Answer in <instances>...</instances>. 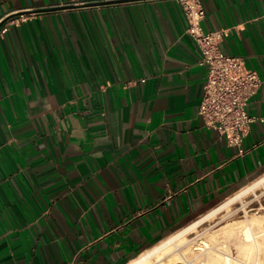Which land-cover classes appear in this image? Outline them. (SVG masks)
Segmentation results:
<instances>
[{
  "label": "crops",
  "instance_id": "obj_1",
  "mask_svg": "<svg viewBox=\"0 0 264 264\" xmlns=\"http://www.w3.org/2000/svg\"><path fill=\"white\" fill-rule=\"evenodd\" d=\"M201 2L262 80L242 155L177 0H0V264H128L264 175V0Z\"/></svg>",
  "mask_w": 264,
  "mask_h": 264
},
{
  "label": "bare ground",
  "instance_id": "obj_2",
  "mask_svg": "<svg viewBox=\"0 0 264 264\" xmlns=\"http://www.w3.org/2000/svg\"><path fill=\"white\" fill-rule=\"evenodd\" d=\"M263 197L264 175L224 200L218 208L209 210L201 219L169 235L128 264H264V228L256 225L264 222V215H252L244 209L250 201L256 200L258 203ZM238 203L240 207L236 210H245L243 220L234 219L212 227H201L220 215L229 214L232 206ZM231 249L235 250L234 257Z\"/></svg>",
  "mask_w": 264,
  "mask_h": 264
},
{
  "label": "built area",
  "instance_id": "obj_3",
  "mask_svg": "<svg viewBox=\"0 0 264 264\" xmlns=\"http://www.w3.org/2000/svg\"><path fill=\"white\" fill-rule=\"evenodd\" d=\"M177 1L187 21L186 33L199 48L198 63L206 72L199 115L206 128L214 130L219 139L237 148L238 154L242 155L245 153L241 149L242 140L254 121L247 113V106L262 80L242 56L221 51L219 44L225 33L223 30H203L201 23L205 9L201 0Z\"/></svg>",
  "mask_w": 264,
  "mask_h": 264
},
{
  "label": "rangeland",
  "instance_id": "obj_4",
  "mask_svg": "<svg viewBox=\"0 0 264 264\" xmlns=\"http://www.w3.org/2000/svg\"><path fill=\"white\" fill-rule=\"evenodd\" d=\"M252 198L250 197L249 198V200H251ZM248 199H247V201H249ZM225 201H223V202H221L218 206H216L215 208H218L219 206H221L223 203H224ZM252 201H250L249 203H247L246 205H245V210H246V212L247 213H252V215L254 214H256V215H260V214H262V216L264 215V197H263V199L262 200H260V202L258 201V203H257V201L255 200V201H253L252 203H251ZM261 203V204H260ZM255 204V205H254ZM240 207V203H238V204H234L233 206H232V210H231V212H229V214H226V215H222L223 217H221V215L220 216H218V217H216V219H213V220H210V221H208V222H206V223H203L202 224V226L201 227H212V226H214L215 224L217 225L218 223L219 224H224V223H227L226 221H232V220H234V219H240V220H243L244 218H245V215L246 214H244V211L245 210H241V209H237L236 210V208H239ZM258 207V208H257ZM215 208H213V209H215ZM262 208V209H261ZM213 209H211V210H213ZM259 209V210H258ZM258 210V211H257ZM258 213V214H257ZM247 215H249V214H247ZM203 216V215H202ZM202 216H200L199 218H197L196 220H194L193 222H195V221H198L199 219H201V217ZM241 218H243V219H241ZM193 222H191L190 224H192ZM190 224H188V225H190ZM188 225H186V226H188ZM258 227H261V228H264V222H262V223H258V224H256ZM185 226V227H186ZM184 227V228H185ZM183 229V228H182ZM182 229H180V230H178V231H176V232H174V233H177V232H179V231H181ZM167 238V237H166ZM165 239V238H164ZM231 252H232V256L234 257L235 256V250L234 249H231Z\"/></svg>",
  "mask_w": 264,
  "mask_h": 264
},
{
  "label": "water",
  "instance_id": "obj_5",
  "mask_svg": "<svg viewBox=\"0 0 264 264\" xmlns=\"http://www.w3.org/2000/svg\"><path fill=\"white\" fill-rule=\"evenodd\" d=\"M2 24H0V27H1Z\"/></svg>",
  "mask_w": 264,
  "mask_h": 264
}]
</instances>
